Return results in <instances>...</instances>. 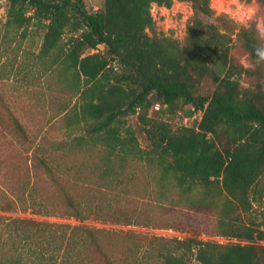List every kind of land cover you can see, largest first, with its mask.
<instances>
[{
    "label": "trees",
    "instance_id": "trees-1",
    "mask_svg": "<svg viewBox=\"0 0 264 264\" xmlns=\"http://www.w3.org/2000/svg\"><path fill=\"white\" fill-rule=\"evenodd\" d=\"M185 1L194 16L182 40L159 34L149 11L152 2L170 6L173 0H103L95 11H89L84 0H7L5 24L24 29L34 21L44 30L40 54L59 49L64 33H71L59 59L63 71L71 73L69 85L78 95L72 119L84 125L88 142L102 145L106 157L144 159L157 171L161 194L168 185L179 188L182 196L196 187L220 188L248 214L244 223L219 219L220 234L237 242L154 236L160 244L137 253L131 264H188L190 255L201 264H264L259 242L264 237V205L258 211L260 219L249 215L255 201L264 204L262 39L255 24L238 30L240 45L253 64L245 67L230 55L231 34L199 17L212 13L209 0ZM92 49L96 51L89 52ZM112 61L122 66L121 73L115 72ZM207 75L217 84L210 94H202L199 87ZM243 75L254 81L243 84ZM154 103H159L161 114L174 111L179 103L190 104L186 114L198 111L201 117L193 125L173 129L167 120L148 115ZM131 113H137L143 124L147 149L124 122ZM41 165L50 171L43 157ZM69 204L71 215L79 218L92 212L74 201ZM12 223L23 224L21 241L33 237L25 225L34 224L41 231L43 242L54 249L44 264H55L54 254L61 249L58 264H73L77 248L84 245L93 244L103 252L100 238L111 235L107 229L86 225L25 219ZM52 226L65 229L58 232ZM45 250L46 245L40 251L43 258Z\"/></svg>",
    "mask_w": 264,
    "mask_h": 264
},
{
    "label": "rangeland",
    "instance_id": "rangeland-1",
    "mask_svg": "<svg viewBox=\"0 0 264 264\" xmlns=\"http://www.w3.org/2000/svg\"><path fill=\"white\" fill-rule=\"evenodd\" d=\"M185 2L189 5L187 31L194 11L190 2ZM245 2L256 8L248 26L255 24L257 29V20L264 22V0ZM84 3L89 11H95L103 0H84ZM6 10L7 0H0V260L44 264L50 250H54L43 242L39 236L41 231L34 224L25 225L32 239L21 241L23 224L15 225L13 219L86 225L111 232L106 239L100 238L103 252L97 251L93 244L81 246L77 248L80 250L73 264H131L147 247L151 249L152 245L160 244L154 236L237 242L236 238L220 234L219 219L231 224L244 223L248 214L242 213L224 190L196 187L190 195L182 196L179 188L168 185L161 194L157 171L144 159L108 158L102 145L88 142L84 125L72 119L78 95L69 85L71 73L63 71L59 59L71 33H64L59 49L40 54L44 30L34 21L24 29L6 26ZM199 17L204 23H213L230 33V55L245 67L253 68L236 35L243 26L224 13L199 14ZM161 22L164 35L183 39L185 35H176L174 29L166 34ZM258 34L264 48V36L259 31ZM104 47L100 44L98 48L104 50ZM112 64L115 72L121 73L122 66L116 61ZM249 81L254 78L242 76L243 84ZM216 84L207 75L201 81L199 92L210 94ZM159 107V103H154L148 115L167 120L173 129L193 125L201 117L198 111L190 116L186 114L190 104L179 103L174 111L163 114ZM124 122L135 131L141 147L147 149L149 139L138 114H129ZM81 137L85 141L77 144V140H83ZM37 146L42 149L36 151ZM42 157L50 171L41 165ZM70 200L92 212L84 218L71 215ZM263 205L255 201L249 215L260 219L258 211ZM52 228L58 232L65 229ZM259 242L264 246V237ZM45 245L43 258L40 251ZM54 255L58 264L62 249ZM188 264L201 263L190 255Z\"/></svg>",
    "mask_w": 264,
    "mask_h": 264
},
{
    "label": "clouds",
    "instance_id": "clouds-1",
    "mask_svg": "<svg viewBox=\"0 0 264 264\" xmlns=\"http://www.w3.org/2000/svg\"><path fill=\"white\" fill-rule=\"evenodd\" d=\"M208 6L214 16L224 13L227 18L244 27L256 14V8L245 0H209ZM159 12L164 17L161 23L166 34L169 29H174L176 35H186L185 21L189 15V5L185 0H173L170 8L160 7ZM257 29L264 36V22L257 20Z\"/></svg>",
    "mask_w": 264,
    "mask_h": 264
},
{
    "label": "built area",
    "instance_id": "built-area-1",
    "mask_svg": "<svg viewBox=\"0 0 264 264\" xmlns=\"http://www.w3.org/2000/svg\"><path fill=\"white\" fill-rule=\"evenodd\" d=\"M170 6H167L164 4H159L157 2H152L150 5V8H149L153 22L159 26V27H157V29L159 28V31L158 30L157 31L163 35H164L163 31H161L162 29H160V27H161L160 22L164 19V17L160 15L159 8L160 7H170ZM154 9H155V11H153Z\"/></svg>",
    "mask_w": 264,
    "mask_h": 264
}]
</instances>
